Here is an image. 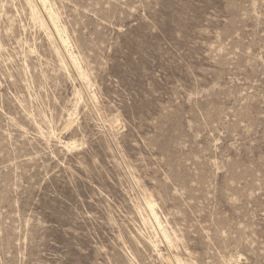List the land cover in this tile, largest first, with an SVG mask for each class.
<instances>
[{"label": "rangeland", "instance_id": "obj_1", "mask_svg": "<svg viewBox=\"0 0 264 264\" xmlns=\"http://www.w3.org/2000/svg\"><path fill=\"white\" fill-rule=\"evenodd\" d=\"M0 264H264V0H0Z\"/></svg>", "mask_w": 264, "mask_h": 264}, {"label": "bare ground", "instance_id": "obj_2", "mask_svg": "<svg viewBox=\"0 0 264 264\" xmlns=\"http://www.w3.org/2000/svg\"><path fill=\"white\" fill-rule=\"evenodd\" d=\"M41 1H42V0H41ZM44 1H45V0H44ZM46 1H47V0H46ZM29 2L31 3V1H29ZM33 3H34V2H33ZM46 3H47V2H46ZM46 3H45V4H46ZM31 4H32V3H31ZM32 5H33V4H32ZM43 6H44V5H43ZM30 7H31V6H30ZM33 7H35V5H33ZM36 7H37V6H36ZM36 7H35V8H36ZM35 8H34V9H35ZM43 8H44V7H43ZM46 9H47V7H46ZM44 10H45V9H44ZM48 10H49V9H48ZM35 11H36V9H35ZM38 11H39V10H38ZM38 11H37V12H38ZM46 12H47V11H46ZM48 12H49V11H48ZM52 12H53V11H52ZM39 13H40V11H39ZM53 13H54V12H53ZM48 14H49V13H48ZM36 15H37V14H36ZM36 15H35V17H37ZM50 15H52V14H50ZM54 15H55V13H54ZM33 16H34V15H33ZM55 16H56V15H55ZM55 16H54V17H55ZM39 18H42V17H39ZM52 18H53V17H52ZM42 20H43V19H42ZM42 20H41V21H42ZM54 20H55V19H54ZM56 23H57V22H56ZM52 24H53V23H52ZM54 24H55V23H54ZM58 24H59V23H57V25H58ZM55 27H56V25H55ZM58 27H59V25H58ZM60 28H61V27H60ZM55 29H59V28H55ZM57 31H58V30H57ZM60 33H61V32H60ZM62 33H63V32H62ZM61 36H62V35H61ZM61 39H62V37H61ZM62 41H64V40H62ZM66 42H67V41H66ZM67 45H68V44H67ZM66 47H67V46H66ZM149 204H151V203H149ZM153 213L155 214V212H153ZM155 216H156V215H155Z\"/></svg>", "mask_w": 264, "mask_h": 264}]
</instances>
